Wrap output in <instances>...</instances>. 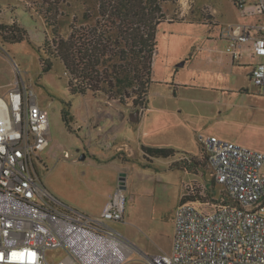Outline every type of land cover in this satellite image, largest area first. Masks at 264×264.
<instances>
[{
    "label": "built area",
    "instance_id": "built-area-1",
    "mask_svg": "<svg viewBox=\"0 0 264 264\" xmlns=\"http://www.w3.org/2000/svg\"><path fill=\"white\" fill-rule=\"evenodd\" d=\"M233 2L241 16L258 20L232 25L226 52L234 60L245 51L259 58L251 80L264 93V0ZM4 54L16 77L0 93V264H126L136 251L151 264H264V152L199 133L202 158L227 200L218 205L206 199L201 207L182 200L172 252L149 255L113 226L125 219L124 174L99 215L71 207L42 182L38 168L51 140L49 111L19 63ZM186 186L185 197L197 194L198 184ZM61 248L63 259L52 261L48 251Z\"/></svg>",
    "mask_w": 264,
    "mask_h": 264
},
{
    "label": "rangeland",
    "instance_id": "rangeland-1",
    "mask_svg": "<svg viewBox=\"0 0 264 264\" xmlns=\"http://www.w3.org/2000/svg\"><path fill=\"white\" fill-rule=\"evenodd\" d=\"M98 1L0 0V93L5 94L9 83L16 77L10 60L4 54L6 52L19 63L24 80L34 87L39 103L47 107L52 128L56 130L53 147L61 150L60 152L65 148L71 151V126H74L76 119L82 114L87 101H97L99 104L119 101L108 99L105 93H72L68 86V73L62 62L55 59L52 69L44 71L39 49L42 48L47 35L51 34L48 20L57 26L59 35L66 38L75 20L83 25L95 22ZM164 10L167 19L172 22H162L157 30L154 76L158 81L163 80V83L154 82L150 88L152 106L161 103L162 99L158 97L160 93L171 91L176 76L182 80L190 77V58L194 53L209 44L225 46L223 35L233 24L242 20L233 0H170L164 3ZM85 12H90L92 18L85 19ZM12 20L18 21V27L23 30L22 41L17 38L20 32L12 35L11 28L3 30L4 26L12 25ZM186 59L188 63L182 65ZM232 82L237 90L208 93L211 99L208 103H188L184 100L180 105L195 108L193 112L199 117L200 133L216 134L223 139L264 151V93L245 72L234 76ZM43 158L39 171L41 179L45 182L55 180L60 183L68 196L65 199L66 204L85 212L78 207V204L83 203V197L72 167L62 161L64 168L61 175H58L57 169L61 167V162L57 163L58 158L52 155H43ZM199 164L200 173L182 170L175 183H172L168 176L160 178L161 191L158 193H154L151 184L143 189L135 185L133 190L127 193L126 220L115 223L114 227L124 234L127 233V228L131 227L129 212L133 210L139 198L142 202L146 196L153 202V208L150 209L153 220L148 225L146 245H143L142 249L152 256L170 254L174 233L172 212L179 202L180 194L187 190L186 185L192 182V179L198 180L199 187L197 194L189 196L190 199H209L218 205L227 200L225 190L215 181L208 162L201 158ZM195 204L202 206L198 202ZM48 255L52 261L59 262L63 259L65 251L62 248L49 250ZM126 264L151 263L140 251H136Z\"/></svg>",
    "mask_w": 264,
    "mask_h": 264
},
{
    "label": "crops",
    "instance_id": "crops-1",
    "mask_svg": "<svg viewBox=\"0 0 264 264\" xmlns=\"http://www.w3.org/2000/svg\"><path fill=\"white\" fill-rule=\"evenodd\" d=\"M257 20L256 16H242L238 24L252 23ZM223 38L225 46L209 44L192 55L190 77L182 80L176 76L171 91L158 95L162 99L160 104L152 106L150 89L148 108L144 110L119 102L99 104L97 101H87L82 114L78 116L74 126H71V151L65 148L60 152L61 150L53 147L56 130L52 128L50 122L51 140L47 148L42 151V159L44 161L43 155L57 157L59 160L57 163L61 162V167L57 169L58 175H61L64 168L62 161L72 167L83 197V203L78 204L81 210L92 215L101 214L121 174L127 178L125 190L127 207V193L133 190L135 185L143 189L151 184L154 193H158L161 191L159 179L164 176H168L170 181L175 183L182 170L195 174L200 173L202 148L198 139L199 117L193 112L195 108L180 105V102L185 100L188 103H208L211 100L208 93L237 90L232 78L238 73L245 72L251 79L252 67L259 59L245 51L240 59L234 60L226 52L225 35ZM154 63L153 83H163V80L155 79ZM186 63H188L187 59L182 65ZM135 111H138V120L132 121L131 117L134 116ZM145 147L172 148L175 154L169 157L149 158L145 153ZM78 148L80 151H77ZM66 153L71 159L65 156ZM83 153L85 159L81 160L79 158ZM184 160L190 162L185 168ZM41 166L38 168V173ZM191 181L190 183L199 184L196 179ZM42 182L65 202L68 196L60 183L55 180L45 182L44 179ZM186 193L184 191L180 194L179 202L172 212L173 229L175 210ZM191 201L194 200L191 198ZM152 208L153 202L150 198L145 196L142 202L139 198L128 215L131 227L127 228L125 234L121 231L141 250H143V245H146L145 236L148 233V225L153 220L150 210ZM143 251L147 253L146 250Z\"/></svg>",
    "mask_w": 264,
    "mask_h": 264
},
{
    "label": "trees",
    "instance_id": "trees-1",
    "mask_svg": "<svg viewBox=\"0 0 264 264\" xmlns=\"http://www.w3.org/2000/svg\"><path fill=\"white\" fill-rule=\"evenodd\" d=\"M168 1L99 0L95 22L83 25L75 20L66 38L48 20L52 36L48 34L39 49L43 70H51L53 61L60 60L68 73L72 93H105L108 99H116L121 104L147 109L157 53V30L159 24L168 20L164 10V3ZM84 16L92 18L90 12ZM17 22L4 26L3 30L11 28L12 35L20 32L17 38L22 41L23 30ZM144 150L149 158L175 154L174 149L166 147H145ZM184 161L185 168L190 162ZM186 199L190 197L184 195L182 200Z\"/></svg>",
    "mask_w": 264,
    "mask_h": 264
},
{
    "label": "water",
    "instance_id": "water-1",
    "mask_svg": "<svg viewBox=\"0 0 264 264\" xmlns=\"http://www.w3.org/2000/svg\"><path fill=\"white\" fill-rule=\"evenodd\" d=\"M182 64H183V63H182ZM137 116H138V111H135L134 116L131 117V120H132V121H137V120H138ZM77 151H80V148H78ZM79 159H81V160L85 159V154L83 153V154L80 156Z\"/></svg>",
    "mask_w": 264,
    "mask_h": 264
}]
</instances>
